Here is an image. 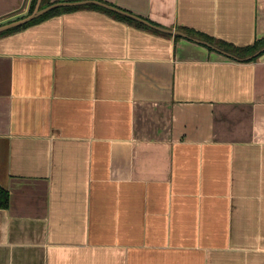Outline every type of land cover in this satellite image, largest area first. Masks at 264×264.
I'll return each instance as SVG.
<instances>
[{
	"label": "crops",
	"instance_id": "1",
	"mask_svg": "<svg viewBox=\"0 0 264 264\" xmlns=\"http://www.w3.org/2000/svg\"><path fill=\"white\" fill-rule=\"evenodd\" d=\"M100 1L264 37V0ZM84 5L0 36V264H264V53Z\"/></svg>",
	"mask_w": 264,
	"mask_h": 264
},
{
	"label": "trees",
	"instance_id": "2",
	"mask_svg": "<svg viewBox=\"0 0 264 264\" xmlns=\"http://www.w3.org/2000/svg\"><path fill=\"white\" fill-rule=\"evenodd\" d=\"M70 1H74V0H70ZM56 2H60V1L42 0L41 8L46 7V5L48 6V5H51V4L56 3ZM36 3H37V0H31L30 8H29V11H28V13L26 15L30 14L33 11V9L35 8ZM84 6H92V7H96V8L102 9V10L108 12V13H111V14L115 15L119 19H122L124 21L129 22V23H133V24H135V25H137L139 27H143V28H146V29H151V30L159 32V30H156V29L146 25L145 23H143V22H141L139 20H136V19H134V18H132V17H130L128 15L116 12V11L111 10L109 8L97 5L95 3H91V2L90 3H86V5H84ZM80 7L81 6H79V5H75V6H61V5H58V6L52 7L51 9L46 11L45 13H43L40 16L32 19L31 21H28L27 23H24L22 25H19V26L10 28L8 30H5L3 32H0V36L4 35L6 33L15 32V31L24 29V28H26V27L30 26L31 24H34V23H36L38 21H41V20L56 16V15H60V14L65 13V12L74 11L76 9H79ZM120 9H122V8H120ZM125 11H127V10H125ZM127 12H130V11H127ZM130 13H132V12H130ZM26 15H24V16H26ZM24 16H21V17H24ZM21 17H19V18H21ZM144 19H147V18H144ZM147 20H149V19H147ZM149 21L152 22L153 24H156L155 22H153L151 20H149ZM181 29H182L183 32H185L189 36L195 37L193 35H197V36L205 39L206 41L210 42L211 44L216 45L217 47H219V48H221V49H223V50H225V51H227L229 53H232V54L238 56L239 58H246V57L254 54L255 52H257L258 50H260V49H262L264 47V37L256 39L252 44L247 45V46H234L231 43L214 39L213 37L208 36L206 34H203L202 32H198V31H196V30H194L192 28L183 27ZM176 37H181V35H176ZM211 49H213V48H211ZM263 53H264V51H262L259 55L255 56V57H252L251 59H247V60L248 61L254 60V59L258 58ZM9 204H10V194H9V192L7 190L3 189L2 187H0V207L6 208V207L9 206Z\"/></svg>",
	"mask_w": 264,
	"mask_h": 264
},
{
	"label": "water",
	"instance_id": "3",
	"mask_svg": "<svg viewBox=\"0 0 264 264\" xmlns=\"http://www.w3.org/2000/svg\"><path fill=\"white\" fill-rule=\"evenodd\" d=\"M41 2H42V0H37L35 8L33 9V11L30 14H28V15H26L24 17L9 21L7 23L0 24V32H3V31L8 30L10 28L22 25L24 23H27L28 21H31L32 19H34V18L40 16L41 14L45 13L46 11L51 9L52 7H55V6H58V5H61V6H75V5H83V4L91 2V3H95V4H98V5L104 6L106 8H109V9L114 10L116 12L128 15V16L136 19V20H139V21L145 23L146 25H148V26H150V27H152V28H154L156 30H160V31H163V32L173 33V34H177V35H181V36L192 38L193 40H196L198 42L204 43L207 46H209V47H211V48H213L215 50H218L219 52H221V53H223V54H225V55H227L229 57H232V58H236V59H251L252 57L257 56L262 51H264V47H263L262 49L258 50L257 52H255L254 54H252V55H250V56H248L246 58H239L238 56H236V55H234L232 53H229V52H227V51H225V50H223V49L211 44L210 42H207V41L195 38V37H191L188 34H186L185 32L180 31V30H174V29H169V28H164V27L158 26L156 24H153L149 20L144 19V18H142V17H140V16H138L136 14L127 12V11H125L123 9H120V8H118L116 6L104 3V2H102L100 0L60 1V2L53 3V4L48 5L46 7H43V8H41Z\"/></svg>",
	"mask_w": 264,
	"mask_h": 264
},
{
	"label": "rangeland",
	"instance_id": "4",
	"mask_svg": "<svg viewBox=\"0 0 264 264\" xmlns=\"http://www.w3.org/2000/svg\"><path fill=\"white\" fill-rule=\"evenodd\" d=\"M45 3V2H44ZM47 6V5H46Z\"/></svg>",
	"mask_w": 264,
	"mask_h": 264
}]
</instances>
